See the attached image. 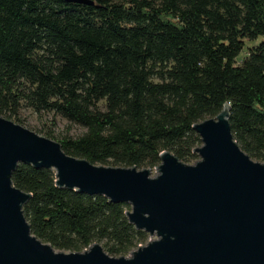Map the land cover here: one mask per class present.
<instances>
[{
  "label": "trees",
  "instance_id": "trees-1",
  "mask_svg": "<svg viewBox=\"0 0 264 264\" xmlns=\"http://www.w3.org/2000/svg\"><path fill=\"white\" fill-rule=\"evenodd\" d=\"M92 1L0 0L2 117L61 114L86 129L57 141L67 154L142 170L164 152L196 160L194 126L229 106L234 140L264 163V43L246 52L264 38V0ZM12 183L31 195L33 235L56 251L105 242L126 257L147 239L128 204L61 188L53 170L21 164Z\"/></svg>",
  "mask_w": 264,
  "mask_h": 264
},
{
  "label": "water",
  "instance_id": "water-1",
  "mask_svg": "<svg viewBox=\"0 0 264 264\" xmlns=\"http://www.w3.org/2000/svg\"><path fill=\"white\" fill-rule=\"evenodd\" d=\"M194 129L201 161L186 165L164 152L152 178L144 168L73 157L59 142L0 115V264H264V163L234 140L229 106ZM21 164L55 171L61 188L130 205V224L149 234L150 243L130 258L112 257L99 244L82 253L56 251L33 235L24 215L31 195L12 183Z\"/></svg>",
  "mask_w": 264,
  "mask_h": 264
},
{
  "label": "rangeland",
  "instance_id": "rangeland-1",
  "mask_svg": "<svg viewBox=\"0 0 264 264\" xmlns=\"http://www.w3.org/2000/svg\"><path fill=\"white\" fill-rule=\"evenodd\" d=\"M264 43V38H260L259 40L255 42L247 41L246 45V52L247 49L257 47L259 44ZM101 109H103V104L100 105ZM21 120V125L25 127L26 129L33 131L39 135L47 136L51 134L53 138H55L56 141L62 140L65 137H71V138H78L83 136L86 133V129L83 127L70 123L65 117H63L61 114H57L55 112H45L42 114H36L32 110L24 107L19 116ZM203 144L199 145L198 148H201ZM174 154V153H172ZM196 160L190 163H186L184 161H181V163L186 165H195L199 161H201V157L198 153ZM175 155V154H174ZM256 161V160H254ZM258 162V161H256ZM144 169L150 171V175L152 178H156L159 176L160 171L158 167L151 168V167H145ZM143 170V169H142ZM128 212L132 211L131 206L129 205ZM147 235V239L141 243V246L145 247L150 243V235ZM157 236H151V241L157 240ZM101 245L104 249V251L108 254V250L106 249L105 242L97 243ZM139 247L134 249L133 251H138ZM132 251V252H133ZM130 253L127 258H130L133 256V253ZM113 257V256H112Z\"/></svg>",
  "mask_w": 264,
  "mask_h": 264
}]
</instances>
